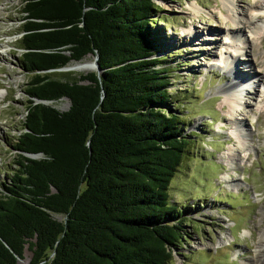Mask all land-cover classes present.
Masks as SVG:
<instances>
[{"label":"trees","instance_id":"trees-1","mask_svg":"<svg viewBox=\"0 0 264 264\" xmlns=\"http://www.w3.org/2000/svg\"><path fill=\"white\" fill-rule=\"evenodd\" d=\"M160 9L24 0L29 79L15 167L0 183V264H21L25 249L27 264H168L186 240L169 187L194 140L169 107L170 69L155 56ZM95 54L100 72L58 70ZM62 97L64 111L51 104Z\"/></svg>","mask_w":264,"mask_h":264},{"label":"rangeland","instance_id":"rangeland-1","mask_svg":"<svg viewBox=\"0 0 264 264\" xmlns=\"http://www.w3.org/2000/svg\"><path fill=\"white\" fill-rule=\"evenodd\" d=\"M155 1L161 6L157 16L164 19L151 29L157 31L155 56L170 69L169 107L194 140L169 187L171 201L184 209L188 236L168 264H264V10L255 12L260 29L253 42L250 23L234 28L221 13V0ZM254 3L264 0H237L234 9L248 11ZM23 5L24 0H0V183L15 167L11 143L25 115L29 75L20 65ZM227 27L249 40L243 55L235 53L231 72L219 56L235 52L226 47L231 44L223 37ZM237 72L255 82L242 91V104L232 107L223 85ZM51 104L64 111L70 101L62 97ZM24 254L21 264L31 253L25 249Z\"/></svg>","mask_w":264,"mask_h":264},{"label":"bare ground","instance_id":"bare-ground-1","mask_svg":"<svg viewBox=\"0 0 264 264\" xmlns=\"http://www.w3.org/2000/svg\"><path fill=\"white\" fill-rule=\"evenodd\" d=\"M236 1L237 0H221L222 9L225 11L221 13L224 14L225 20L227 19V21L232 23L234 28H237V29H242L240 28V26L242 25L243 22H247V23L249 22L250 26H247L249 28L248 30L249 35H251L252 41L256 40L254 37L255 35H258L259 37L258 33L260 29L259 28L260 24H259V21H257L256 19L255 12L259 10H264V3H254L253 6L248 7V11L246 8L238 12L234 9L236 6ZM190 7L195 13L196 12L198 13L200 11V8L195 3L190 4ZM234 28L227 27L225 28V32L223 33L224 39L229 38L231 42V44H227L226 47L233 46V49L235 51L234 54H231L229 52L227 53L221 52L219 55L220 60L224 62L226 68L230 72L232 71L231 67L238 60L235 57V53L238 52L239 54L243 55L244 54L243 48L247 45V43H249L247 35L239 33L238 30L237 32H233ZM238 43H240L241 46H239ZM68 66L70 70H77V71H88L93 68L91 61H88V60L76 61L71 65L69 64ZM254 74L257 75V72L255 70H254ZM245 78H249L245 72H243V74L242 73L240 74L239 72L235 74L233 73L232 78L229 79L227 83L223 85V89H225L228 92L227 95H228L229 101L231 102L232 107H235V105L237 106L239 104H242V101H241L242 91L244 92L246 88L253 83V81L255 82V78L253 79V81H251L250 78L249 79H245ZM263 88H264V85H263ZM229 180L231 179H227V181Z\"/></svg>","mask_w":264,"mask_h":264},{"label":"water","instance_id":"water-1","mask_svg":"<svg viewBox=\"0 0 264 264\" xmlns=\"http://www.w3.org/2000/svg\"><path fill=\"white\" fill-rule=\"evenodd\" d=\"M94 58H93V60L91 61V63H92V65H93V67L95 68V70L97 71V72H100V67H99V63H98V56H97V54H95L94 56H93ZM58 70H70L69 69V66L68 65H66V66H63V67H60V68H58ZM37 101H39V100H37ZM40 101H42V102H44V103H50V101L51 100H40ZM29 156H31V157H38V156H40L41 154L40 153H29L28 154Z\"/></svg>","mask_w":264,"mask_h":264}]
</instances>
